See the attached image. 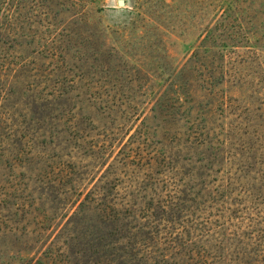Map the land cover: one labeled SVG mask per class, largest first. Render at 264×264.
Returning <instances> with one entry per match:
<instances>
[{
	"label": "rangeland",
	"instance_id": "rangeland-1",
	"mask_svg": "<svg viewBox=\"0 0 264 264\" xmlns=\"http://www.w3.org/2000/svg\"><path fill=\"white\" fill-rule=\"evenodd\" d=\"M0 264H264V0H0Z\"/></svg>",
	"mask_w": 264,
	"mask_h": 264
},
{
	"label": "trees",
	"instance_id": "trees-1",
	"mask_svg": "<svg viewBox=\"0 0 264 264\" xmlns=\"http://www.w3.org/2000/svg\"><path fill=\"white\" fill-rule=\"evenodd\" d=\"M219 74H222L223 75L224 74V71L221 69L219 71ZM208 79H211L212 81H214L215 79H217L216 78V70L215 69L210 68L209 75H208ZM209 133L210 132L207 133L208 136H209ZM260 136L261 135H259L258 133L253 132L252 134L249 135V138L246 141H244L243 143L250 144V147H253V146L256 145V143H257L258 139L260 138ZM228 139H230V140L232 139L233 141L234 140H238V141H241V142L243 141L242 140V137L241 136L236 137V135H235L234 132H231L230 134H228ZM262 156H263V154H260L259 155V153L257 151H254L253 154H252V158L255 159V160L261 159ZM159 160L160 159H159V156H158L156 158V162H158V164H161V161H159ZM161 160H163V159H161Z\"/></svg>",
	"mask_w": 264,
	"mask_h": 264
},
{
	"label": "water",
	"instance_id": "water-1",
	"mask_svg": "<svg viewBox=\"0 0 264 264\" xmlns=\"http://www.w3.org/2000/svg\"><path fill=\"white\" fill-rule=\"evenodd\" d=\"M124 2L122 1L121 4H123Z\"/></svg>",
	"mask_w": 264,
	"mask_h": 264
}]
</instances>
